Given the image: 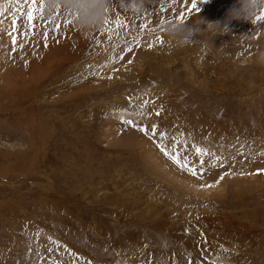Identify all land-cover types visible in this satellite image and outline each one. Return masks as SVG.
Returning <instances> with one entry per match:
<instances>
[{"label": "rangeland", "instance_id": "374dc122", "mask_svg": "<svg viewBox=\"0 0 264 264\" xmlns=\"http://www.w3.org/2000/svg\"><path fill=\"white\" fill-rule=\"evenodd\" d=\"M191 3L116 0L113 22L84 32L59 12L29 29L0 0V264H264V22L170 49L162 21L223 22L236 0ZM121 115L176 136L182 156L187 140L189 159L195 143L228 162L192 176Z\"/></svg>", "mask_w": 264, "mask_h": 264}, {"label": "clouds", "instance_id": "9594fccd", "mask_svg": "<svg viewBox=\"0 0 264 264\" xmlns=\"http://www.w3.org/2000/svg\"><path fill=\"white\" fill-rule=\"evenodd\" d=\"M148 0H130L122 7L129 8L134 12L145 11L144 5ZM203 2V0H201ZM114 6L113 0H45L44 12L46 15L54 16L57 12L70 18L71 21L84 32H91L101 29ZM264 10V0H236L234 6L227 11L223 22L206 21L199 18L191 23L177 19H165L156 29L163 36V43L168 48H180L197 42L193 39V33L204 36L211 33H230L229 23L232 20L254 21L255 17ZM204 24L203 29L197 27ZM257 62L264 65V50L257 54Z\"/></svg>", "mask_w": 264, "mask_h": 264}, {"label": "snow or ice", "instance_id": "6c2138e0", "mask_svg": "<svg viewBox=\"0 0 264 264\" xmlns=\"http://www.w3.org/2000/svg\"><path fill=\"white\" fill-rule=\"evenodd\" d=\"M44 2L45 0H16L17 8L16 11H19L22 15H25L26 17V25L29 29L34 28V21L37 17V14L40 15L41 19H43L44 15ZM126 0H120L119 7H122V4L125 3ZM113 3H116V0H113ZM26 9V11H25ZM198 10L196 0H192L191 8ZM58 14V12H57ZM180 21H184L187 19V17L184 15L183 12L179 13V16L177 18ZM17 20L18 17L13 15L10 30L8 32V35L10 36L13 50H15V46L17 45ZM264 22V10H262L254 19V22ZM109 19L105 20V24H109ZM65 24L70 23L68 20L64 21ZM114 23L117 28H120L121 26H124V22L120 19L119 13L117 12L116 18L114 20ZM59 27V25H57ZM140 29H145L146 24L141 23L139 24ZM111 31V29H109ZM27 31L24 33V35H27ZM44 38H45V44L44 46L47 47V38H48V32H44ZM133 42L136 44H139V40L136 37H133ZM161 43H163L162 39L160 40ZM21 48H23V44L19 45ZM148 47H152V44H149ZM128 50V49H125ZM27 63V62H26ZM111 78V77H109ZM148 102L144 101V105H146ZM143 107V106H142ZM162 109L155 110L154 114L158 118L161 114ZM139 115L150 117L153 115L152 112H140ZM120 120L123 122L126 126H132L137 131L141 132L144 136L148 137L149 139L153 140V142L156 144V147L159 149L161 153L168 159H170L172 162H174L181 170H186L188 173H190L192 176H198L206 171L205 164L207 163L208 166L211 167H220L223 166V164L227 163V159L221 155L216 154L215 152L211 151L208 148H204L201 146H198L195 143L191 144V148L194 150L195 153V159H189V155L187 153V147L188 143L187 140L183 141V147L185 154L181 155V141L176 137H169L166 131H161L159 126L156 123H152L151 125L144 124V123H138L137 121L133 119H125L123 115H121ZM167 141V143H166ZM261 155H264V151L260 153ZM208 156L210 159L205 160V157ZM233 162L235 158L233 157ZM230 171V170H229ZM257 172H264V169H257ZM224 174H221L219 179H223ZM219 179L216 181V183H219ZM212 185H201V187H211ZM201 238L203 239V233H201ZM165 246L166 242H165ZM148 245L145 244L144 248H147ZM221 250L228 251V249H224L223 245L220 246ZM51 251V249H49ZM140 255L143 256L144 250L139 249L138 250ZM71 255L75 256V253H71ZM206 259V258H205ZM205 259H193L192 254L188 253L186 257V264H205ZM59 264V262H57ZM71 264H75V261L73 260ZM83 264H93L91 260L85 259ZM119 264V262H118ZM126 264V261L124 262ZM139 264H146L145 260H140ZM208 264H218V260L216 258L211 259L208 261Z\"/></svg>", "mask_w": 264, "mask_h": 264}]
</instances>
